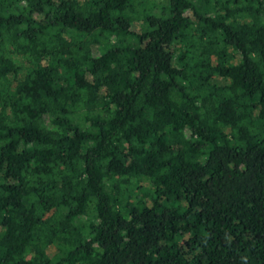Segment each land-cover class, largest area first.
Masks as SVG:
<instances>
[{
    "label": "trees",
    "instance_id": "16d2710c",
    "mask_svg": "<svg viewBox=\"0 0 264 264\" xmlns=\"http://www.w3.org/2000/svg\"><path fill=\"white\" fill-rule=\"evenodd\" d=\"M0 264H264V0H0Z\"/></svg>",
    "mask_w": 264,
    "mask_h": 264
}]
</instances>
